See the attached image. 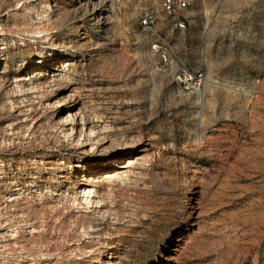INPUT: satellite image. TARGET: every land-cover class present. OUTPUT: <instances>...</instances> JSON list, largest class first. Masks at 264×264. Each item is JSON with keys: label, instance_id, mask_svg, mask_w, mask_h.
<instances>
[{"label": "rangeland", "instance_id": "1", "mask_svg": "<svg viewBox=\"0 0 264 264\" xmlns=\"http://www.w3.org/2000/svg\"><path fill=\"white\" fill-rule=\"evenodd\" d=\"M158 4L0 0V264H264V0L160 14L199 94L138 25Z\"/></svg>", "mask_w": 264, "mask_h": 264}, {"label": "built area", "instance_id": "2", "mask_svg": "<svg viewBox=\"0 0 264 264\" xmlns=\"http://www.w3.org/2000/svg\"><path fill=\"white\" fill-rule=\"evenodd\" d=\"M114 3L126 0H103ZM193 0H159L157 8L141 6L138 12V25L141 30L150 36V51L155 55L157 62L171 75L180 91L194 94L203 92L206 85L218 83L206 70L192 69L179 57L170 54L167 41L157 29V24L162 15V23L171 31H184L187 28L188 12L191 10Z\"/></svg>", "mask_w": 264, "mask_h": 264}, {"label": "bare ground", "instance_id": "3", "mask_svg": "<svg viewBox=\"0 0 264 264\" xmlns=\"http://www.w3.org/2000/svg\"><path fill=\"white\" fill-rule=\"evenodd\" d=\"M64 122H65V125L67 127V129H65L66 133L68 134V136L72 137V141H75L78 143L81 142L80 137L82 135H83V137H85V134H86L89 137L91 134H94L96 132L95 128L90 126L88 132L86 133V131H84L85 120L81 115L77 114L76 112H74V113L70 112L69 114H67L64 117ZM76 134H78V137L76 136ZM117 162L118 161L114 160L110 164L104 165V168L106 167L105 170H108L107 169L108 167L117 166L116 165ZM129 163H130V161H127V163L125 162V164L119 165L118 168H116L114 170V175L116 177H119L126 170V168L129 167ZM90 192H94V190L88 186L84 187L81 191V198L83 199V201L86 205H89L91 203V195H90L91 193Z\"/></svg>", "mask_w": 264, "mask_h": 264}]
</instances>
